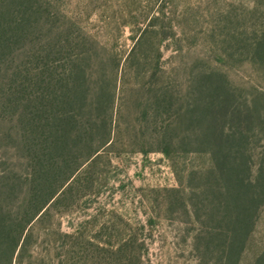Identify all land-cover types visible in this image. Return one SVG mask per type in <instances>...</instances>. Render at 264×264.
I'll return each mask as SVG.
<instances>
[{
    "label": "trees",
    "instance_id": "obj_1",
    "mask_svg": "<svg viewBox=\"0 0 264 264\" xmlns=\"http://www.w3.org/2000/svg\"><path fill=\"white\" fill-rule=\"evenodd\" d=\"M148 31L140 32L127 61L150 43ZM230 42L237 61L264 71V25L252 36L240 27ZM96 49L54 0H0V124L15 122L26 165L23 178L0 173V264L30 259L35 226L72 208L95 182L92 163L113 131L120 68L119 58L98 57ZM158 60L153 74L161 71ZM189 98L177 105L171 88L159 85L143 111L156 150L207 158L186 175L195 187L179 179V186L163 189L164 199L187 207V188L197 189L190 204L201 257L238 264L264 205V150L255 151L256 144L264 148V90L234 87L207 66L192 79ZM83 248L82 263L89 264V241ZM130 248L124 240L113 255L127 264ZM252 264H264V247Z\"/></svg>",
    "mask_w": 264,
    "mask_h": 264
},
{
    "label": "rangeland",
    "instance_id": "obj_2",
    "mask_svg": "<svg viewBox=\"0 0 264 264\" xmlns=\"http://www.w3.org/2000/svg\"><path fill=\"white\" fill-rule=\"evenodd\" d=\"M54 3L95 42L98 57L119 58L113 131L92 163L96 178L89 195L35 226L32 257L22 264H83L88 241L89 264H123L113 250L124 240L131 244L127 264H207L197 247L200 224L190 204L197 189L187 188V207L167 203L163 191L179 186V179L182 185L195 187L197 180L186 175L205 165L207 158L173 152L169 157L156 150L143 111L159 85L170 87L177 105L184 107L192 79L207 66L223 71L234 87L264 90V71L249 61H237L230 42L240 27L252 36L253 28L264 25V0ZM145 27L150 43L137 48L136 59L127 61ZM140 56L147 60L139 62ZM157 58L161 71L153 74ZM255 147L258 155L264 150L259 144ZM25 172L16 124L5 121L0 124V173L23 178ZM263 247L264 205L238 264H252Z\"/></svg>",
    "mask_w": 264,
    "mask_h": 264
}]
</instances>
